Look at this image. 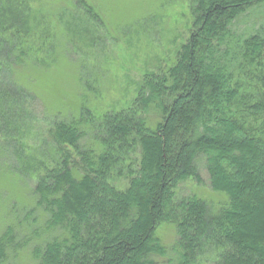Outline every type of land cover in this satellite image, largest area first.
Returning a JSON list of instances; mask_svg holds the SVG:
<instances>
[{
  "label": "trees",
  "instance_id": "1",
  "mask_svg": "<svg viewBox=\"0 0 264 264\" xmlns=\"http://www.w3.org/2000/svg\"><path fill=\"white\" fill-rule=\"evenodd\" d=\"M25 2L0 0V136L18 160L10 174L36 175L29 191L46 227L66 232L33 243L37 264H264V12L257 28L236 27L264 0H187L191 28L175 61L145 73L124 109L99 118L82 106L77 118L50 121L51 150L39 160L15 145L37 98L18 74L41 64L20 34L49 21ZM88 3L52 15L62 33L93 43ZM9 146L0 143V157ZM197 164L224 201L178 194L182 182H201ZM164 224L176 235L168 248L157 234ZM17 237L4 228L0 264Z\"/></svg>",
  "mask_w": 264,
  "mask_h": 264
},
{
  "label": "rangeland",
  "instance_id": "2",
  "mask_svg": "<svg viewBox=\"0 0 264 264\" xmlns=\"http://www.w3.org/2000/svg\"><path fill=\"white\" fill-rule=\"evenodd\" d=\"M87 1L96 14L91 18L97 28L93 43L82 35L62 33L60 29L66 24L52 15L75 7L74 0H26L23 5L27 12L37 13L36 17L42 15L43 22L49 20L37 32L20 34L19 41L31 48L41 63L35 68L25 67L24 73L18 74L20 82L37 96L36 101H28L25 124L15 137L24 158L48 157L51 146L46 137L54 119L77 118L82 106L99 118L108 110L129 106L143 75L158 66L171 65L189 35L192 19L187 0ZM263 12L264 3L245 13L236 23L237 31L257 28V22L263 21L259 16ZM85 139L81 144L87 142ZM4 142L0 136V143L9 146ZM9 152L0 157V235L12 225L18 233V250L7 264H37L31 255L33 243L65 231L46 227L47 216L36 209L29 191L36 175L31 179L11 175L18 160ZM197 166L201 182H182L178 194L194 193L209 202L224 201L225 194L210 188L205 167ZM112 181L125 183L123 174L113 173ZM157 234L167 248L175 243L173 226L164 224ZM206 264L215 262L210 258Z\"/></svg>",
  "mask_w": 264,
  "mask_h": 264
}]
</instances>
